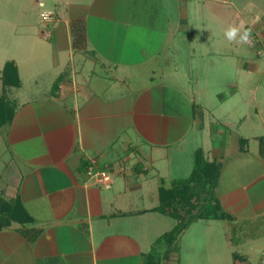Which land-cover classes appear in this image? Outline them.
<instances>
[{
  "label": "crops",
  "instance_id": "1",
  "mask_svg": "<svg viewBox=\"0 0 264 264\" xmlns=\"http://www.w3.org/2000/svg\"><path fill=\"white\" fill-rule=\"evenodd\" d=\"M46 1L52 4L43 13L51 18L41 15L48 25L38 29L36 39L54 45L56 81L49 99L16 101L3 141L10 179L3 181L0 174V191L19 199L33 222L0 231V264H194L191 254L197 247L187 237L194 225L200 223L208 232L216 221L228 223L233 232L240 227L238 217L224 208L218 187L226 217L193 222L172 245H164L166 250L160 239L175 228V219L169 230H155L154 243L148 241V232L162 222L158 216H166L158 208L168 152L183 145L199 124L196 105L176 84L178 68L166 56L170 37L187 29L186 4L177 0L172 19L166 0H34L44 8ZM195 1L221 25L230 22L251 30L249 45L256 37L264 41V0ZM251 10L257 12L254 22L246 20ZM229 13L239 20L231 22ZM167 76L174 82L165 81ZM159 77L164 81L158 82ZM22 86L21 81L17 89ZM256 111L264 123L262 112ZM211 125L212 133H221ZM230 136L221 143V152L206 157L223 161L221 178L231 155L264 162L259 144L264 135ZM252 140L258 142L255 155L249 148ZM90 170L106 173L110 182L100 183ZM253 236L227 234L237 251L225 262L254 264L250 252L257 251L264 237ZM251 238L258 246L250 249Z\"/></svg>",
  "mask_w": 264,
  "mask_h": 264
},
{
  "label": "rangeland",
  "instance_id": "2",
  "mask_svg": "<svg viewBox=\"0 0 264 264\" xmlns=\"http://www.w3.org/2000/svg\"><path fill=\"white\" fill-rule=\"evenodd\" d=\"M166 1L174 19V12L178 9L177 3L180 2ZM46 2L47 7L44 8L39 7L34 0H0V97L3 94V68L8 61L18 63L23 83L19 90L15 87L6 91L7 100L13 103L17 100L28 102L49 99L56 81L57 71L52 68L51 63L54 45L45 46L44 40L36 39L40 27L47 29L48 24L42 20L41 15L51 7L52 1ZM183 2L187 8L183 26L187 29L170 37L166 56L172 58L168 60L169 63L173 62L171 67L178 68L177 75L180 80L175 83L182 87L196 105L194 109L199 124L187 135L183 145H176V148L173 147L168 152L165 164H170L164 165L167 173L166 183L163 185L167 189L172 188L175 181H184L191 176L198 151L202 150L205 157H213L220 149L221 143L229 140L231 133L236 138L242 134L245 139L247 136L264 135V123L259 120L256 111L259 109L264 119V41L259 37H256L258 40L256 39V43L253 41L252 45L240 42L239 37L235 41H229L225 32L234 23L221 25L217 22V16L206 15L204 10L201 11L200 1ZM247 11L246 20L254 22L257 12ZM229 14L231 22L239 20L233 13ZM260 19L264 20V15ZM174 29H177V26H174ZM244 30L241 27V34ZM261 37L264 39V35ZM167 77L169 78L165 81L174 82L170 76ZM157 80L164 81L160 77ZM26 109L28 111L29 108ZM25 113L29 115V112ZM227 119L232 124L226 125ZM211 123L216 126L213 132L221 133H212ZM9 131L10 127L7 126L0 132V174L3 181L10 179L5 169L7 158L4 156L6 147L3 142ZM233 145L231 142V146ZM250 145L251 154H257L258 142L253 141ZM219 151L221 152V149ZM225 163L218 193L223 195L224 208L231 210L230 213L238 217L237 227L240 229L235 228L234 233L228 223L218 221L210 224L209 232L200 228V223L194 225L190 232L191 238L189 233L187 236L191 239V244L197 247L192 251V257L190 256L194 264H227L225 259H232V253L237 249L230 238H226L227 234L238 238L255 234H262L264 237V162L253 160V157L241 161L231 155ZM253 180L255 184L250 186ZM158 217L162 219L158 229H152L149 225L152 230L148 232V241L152 240L153 243V236L157 234L155 230L159 233L165 232L175 224L171 217L161 214ZM160 242L163 243L160 247L167 245L164 238ZM247 243L250 249L257 245L253 238ZM258 247L257 251L250 252L251 256H254V264H262L264 238ZM158 249L159 247L155 248L152 255H156ZM173 254L174 251H170V255Z\"/></svg>",
  "mask_w": 264,
  "mask_h": 264
},
{
  "label": "trees",
  "instance_id": "3",
  "mask_svg": "<svg viewBox=\"0 0 264 264\" xmlns=\"http://www.w3.org/2000/svg\"><path fill=\"white\" fill-rule=\"evenodd\" d=\"M20 86L18 68L13 61H8L3 68L0 132L12 125L16 115L17 104L7 100L6 91ZM259 144L260 154L264 158V136L259 138ZM223 169V161L218 159L210 161L201 150L196 154L195 168L188 179L175 181L174 186L170 189L161 188V205L158 211L175 219L177 224L160 240L164 238L172 245L179 234L193 222L221 219L227 216L217 197V188ZM17 222L25 224V222L33 221L23 209L19 199H9L3 191H0V231L9 229Z\"/></svg>",
  "mask_w": 264,
  "mask_h": 264
},
{
  "label": "clouds",
  "instance_id": "4",
  "mask_svg": "<svg viewBox=\"0 0 264 264\" xmlns=\"http://www.w3.org/2000/svg\"><path fill=\"white\" fill-rule=\"evenodd\" d=\"M241 27L235 24L230 25L227 31L225 32V36L229 41H235L237 37H239L240 42L249 43L251 39V30L245 29L243 34H241Z\"/></svg>",
  "mask_w": 264,
  "mask_h": 264
},
{
  "label": "built area",
  "instance_id": "5",
  "mask_svg": "<svg viewBox=\"0 0 264 264\" xmlns=\"http://www.w3.org/2000/svg\"><path fill=\"white\" fill-rule=\"evenodd\" d=\"M43 18L45 20L51 18V14L50 13H43ZM89 175H94L95 177H97L98 181L102 184H108L110 182V177L106 174V173H93L92 170L89 171ZM262 264H264V253H263V260H262Z\"/></svg>",
  "mask_w": 264,
  "mask_h": 264
}]
</instances>
